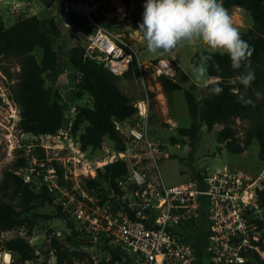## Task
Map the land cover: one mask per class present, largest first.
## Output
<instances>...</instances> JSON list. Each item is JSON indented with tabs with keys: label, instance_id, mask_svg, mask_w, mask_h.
<instances>
[{
	"label": "built area",
	"instance_id": "1",
	"mask_svg": "<svg viewBox=\"0 0 264 264\" xmlns=\"http://www.w3.org/2000/svg\"><path fill=\"white\" fill-rule=\"evenodd\" d=\"M12 1L0 0V6ZM123 4L124 0H61L60 8L66 23H83L86 53L102 59L116 74L127 71L135 59L143 79L148 71L156 78L174 77L177 68L172 59L143 60L124 36L112 31L111 24L124 18ZM5 79L0 69V103L12 104ZM135 106L136 120L124 133L125 149L112 153L106 162L92 163L77 146L79 156L69 159L64 173L58 160L53 163L33 154L15 168L27 183L39 185L41 180L55 195V206L66 213L58 219L66 220L67 229L55 227V238L70 234L73 227L68 221H72L76 231L87 235L83 244L104 252L99 259L109 258L110 249L120 250L118 264H264V212L257 201L264 175L205 166L194 178L167 185L158 168L159 142L150 135L149 95L136 99ZM71 112H77L76 105ZM58 132L67 136L69 130L66 126ZM117 159L125 160L128 169L115 187L100 190L89 184L98 168ZM65 176L70 178L68 184ZM197 237L202 252L196 248ZM35 259L16 263L11 250L0 249V264H36Z\"/></svg>",
	"mask_w": 264,
	"mask_h": 264
},
{
	"label": "trees",
	"instance_id": "2",
	"mask_svg": "<svg viewBox=\"0 0 264 264\" xmlns=\"http://www.w3.org/2000/svg\"><path fill=\"white\" fill-rule=\"evenodd\" d=\"M43 1L47 7L58 4L60 8L61 0ZM221 2L226 9L243 7L253 18L252 26L240 34L250 45V62L255 79L247 89L239 83H233L243 68L234 70L227 55L211 54L207 78L223 91L219 95L212 94L209 84L205 85L208 94L199 97L195 83L186 87L184 92L191 123L188 126H179L177 130L181 135L188 136L190 144L194 146L206 126L208 131L214 132L220 150L225 146L229 151L237 153L246 150L256 139L259 144V157L264 159V0ZM5 5L0 6V66L9 77L12 76L10 65L17 63L20 66L13 87V95L21 113L18 126L24 132L56 134L65 126L71 109L61 91L48 85L45 78L57 71L59 55L55 42L61 31L60 21L55 14L45 20L37 14H31L18 17L11 24H7L1 10ZM36 48L42 50L41 59L34 53ZM202 54L210 53L205 48L196 50L191 57L192 65L199 63ZM70 62L79 74L77 94L88 95L91 101V104L76 105L77 112L72 121L71 132L75 135L85 123L79 134L80 147L83 150L100 149L108 136L114 141L118 151L125 149V136L117 125L125 121L134 124L136 99L126 93L117 81L121 75H140L136 60L134 59L123 74H116L102 59L88 55L86 45L79 41L71 48ZM214 65H219V69ZM176 68L174 77H157L166 93L182 88L181 79L188 78L187 72L180 65L176 64ZM257 91L262 94L261 98L255 96ZM150 95L153 96V93ZM248 100L252 102L248 103ZM218 125L220 128L217 129ZM240 125L243 126V133ZM171 139L178 140L174 136ZM35 149L39 157H45L42 146L37 145ZM26 158L27 155L17 157L13 162L14 169L24 164ZM127 169L126 161L117 159L98 168L97 175L89 178L88 182L90 185L99 186L100 190H106L115 187L117 180L127 173ZM10 176L15 177L14 195L18 203L0 199V232L16 227H25L31 232L38 219L54 216L52 213L40 211L46 203H53V195L45 186H39L36 182H25L14 170L5 171L4 181L7 182ZM257 201L264 207V181L263 187L257 189ZM55 209V217L66 216L60 206H55ZM68 223L73 227L72 232L66 234L64 240L52 238L50 241L56 256L55 264H118L122 257L120 250L110 249L109 258L95 260L90 251L81 247L88 240L87 235L76 231L72 221ZM66 241L71 246L65 244ZM194 242L198 252H202L201 239L197 237ZM0 243L3 248L13 252L16 263L40 256L36 247L24 235L1 239Z\"/></svg>",
	"mask_w": 264,
	"mask_h": 264
},
{
	"label": "rangeland",
	"instance_id": "3",
	"mask_svg": "<svg viewBox=\"0 0 264 264\" xmlns=\"http://www.w3.org/2000/svg\"><path fill=\"white\" fill-rule=\"evenodd\" d=\"M144 3L145 0H124V4L120 5L124 18L111 24L112 31L124 36L141 59L150 60L160 56L168 57L187 72L188 78L181 79L182 88L170 93H166L163 90L160 82L150 71H148L144 79L136 74L121 75L117 82L134 99L141 98L146 94L150 97V135L154 142H159L158 168L166 184L174 185L194 178L200 168L205 166H209L212 171L224 168H239L245 170L252 177L263 176L264 159L259 157V144L256 139L253 140L246 150L237 153L229 151L225 146L220 150V144L215 139L214 132L208 131L206 126L203 127L201 136L194 146L190 144L188 136L178 133L177 129L179 126H188L191 123L184 89L195 83L197 85L196 93L199 97L208 94L205 84L195 82L191 73L192 55L196 50L204 49L205 47L198 41L183 42L171 53H149L143 34L138 31L139 24L142 22ZM52 6V9L49 10L43 0H14L7 3L1 10L7 24H11L18 17L26 15L37 14L45 20L55 14L60 21L61 27L60 35L55 42L59 59L56 73L45 76L46 83L58 88L64 100L70 103L71 107L78 104H91L88 95L79 96L77 94L79 90V74L70 62L72 46L79 41L86 46L88 44L85 27L80 21L70 24L66 23L58 4ZM228 11L234 26L238 28L239 32L246 31L252 26L253 18L245 8L233 7L228 9ZM34 53L38 59H41V48H36ZM0 69L4 72L1 66ZM10 69L12 76L9 77L4 72L7 76L4 82L12 93V104L7 102L0 103V199H9L18 203V199L16 200L14 195L15 177L10 176L8 181L5 182V171L15 170L13 162L17 157L30 154L37 155L35 146L39 145L44 148L45 159L53 163L58 160L63 167L62 172L64 173L68 169L69 159L79 156L76 147L80 146L79 134L83 131L85 123L77 131V135L72 134L69 127H71L70 122L71 120L73 121L75 114L70 109L68 120L64 126H67L69 130L67 136L61 132L57 134H34L22 131L18 126L21 113L13 95V87L17 81L20 66L17 63H13L10 65ZM150 93H153V96ZM238 123H240V120ZM131 125V121L119 123L122 133H127ZM242 127L240 125L241 133L244 132ZM216 128L218 129L220 126L218 125ZM173 136L178 140H172L171 137ZM84 151L86 152V158L92 163H96L98 161L106 162L117 149L114 146V141L106 136L102 148H88ZM69 179L65 176L67 184L70 182ZM263 181L264 177L260 180L262 187ZM262 208L264 212V207ZM55 210V195H53V203H46L45 206L40 208L42 212L52 213L53 217L38 219L31 232L25 227L2 231L0 232V241L19 234L27 236L40 255L35 259L36 264H55L56 257L50 241L55 238V227L67 229L66 220L55 217ZM61 239L64 240L65 236H61ZM81 247L90 251L93 258L99 259L104 255V252L99 247L91 246L90 244H82ZM0 249H4L1 243ZM13 256L15 257L14 254Z\"/></svg>",
	"mask_w": 264,
	"mask_h": 264
},
{
	"label": "clouds",
	"instance_id": "4",
	"mask_svg": "<svg viewBox=\"0 0 264 264\" xmlns=\"http://www.w3.org/2000/svg\"><path fill=\"white\" fill-rule=\"evenodd\" d=\"M138 31L152 54L171 53L183 42H200L210 54H202L199 63L191 66L192 78L210 84L212 94L219 95L223 89L207 78L211 54L227 55L234 70L243 68L233 83L247 89L255 79L250 45L242 39L221 0H145ZM214 66L219 69V65ZM254 94L262 96L259 91Z\"/></svg>",
	"mask_w": 264,
	"mask_h": 264
},
{
	"label": "water",
	"instance_id": "5",
	"mask_svg": "<svg viewBox=\"0 0 264 264\" xmlns=\"http://www.w3.org/2000/svg\"><path fill=\"white\" fill-rule=\"evenodd\" d=\"M39 185H40V186L42 185V181H41V180H39Z\"/></svg>",
	"mask_w": 264,
	"mask_h": 264
},
{
	"label": "bare ground",
	"instance_id": "6",
	"mask_svg": "<svg viewBox=\"0 0 264 264\" xmlns=\"http://www.w3.org/2000/svg\"><path fill=\"white\" fill-rule=\"evenodd\" d=\"M9 257V254H7V258Z\"/></svg>",
	"mask_w": 264,
	"mask_h": 264
},
{
	"label": "crops",
	"instance_id": "7",
	"mask_svg": "<svg viewBox=\"0 0 264 264\" xmlns=\"http://www.w3.org/2000/svg\"><path fill=\"white\" fill-rule=\"evenodd\" d=\"M236 7H239V6H236ZM264 169V168H263Z\"/></svg>",
	"mask_w": 264,
	"mask_h": 264
}]
</instances>
